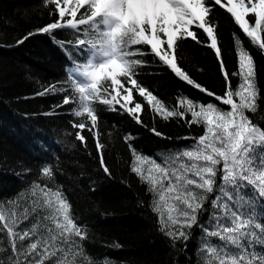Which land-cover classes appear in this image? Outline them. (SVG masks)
I'll return each instance as SVG.
<instances>
[{
	"label": "snow or ice",
	"instance_id": "1",
	"mask_svg": "<svg viewBox=\"0 0 264 264\" xmlns=\"http://www.w3.org/2000/svg\"><path fill=\"white\" fill-rule=\"evenodd\" d=\"M44 3L54 6L49 14L57 18L16 44L47 34L71 66L66 68L68 81L54 83L35 95L63 94L54 107L72 106L70 114L80 118L70 122L77 130L76 140L87 147L85 131L95 138L100 166L108 177L112 170L105 162L101 118L94 101L127 113L144 127H148L142 119L146 105L165 121L175 118L185 120L189 127L203 126L198 137L181 138L193 139L192 145L152 156L133 146L131 134L124 136L132 156L130 171L147 185L148 207L156 216L158 231L173 247L179 245L186 253L192 229H201L196 264H264V117L257 116L264 111V91L257 83V61L235 32L237 68L230 71L226 67L223 24L217 11L223 9L264 54V0ZM57 31H65L67 39H58ZM186 41L214 51L224 81L222 94L200 82L185 65ZM145 54L210 99L198 103L183 97L178 107L165 103L138 72L148 66L142 58ZM234 78H239L235 88ZM54 114L58 113H45ZM149 130L164 136L155 126ZM36 144L49 151L43 140ZM58 172V167L45 163L37 181L28 183L15 197L0 200V241L7 240L6 245L0 242V264H113L87 250V227L73 214L63 186L57 183ZM206 204L212 209L207 227L200 222Z\"/></svg>",
	"mask_w": 264,
	"mask_h": 264
},
{
	"label": "trees",
	"instance_id": "2",
	"mask_svg": "<svg viewBox=\"0 0 264 264\" xmlns=\"http://www.w3.org/2000/svg\"><path fill=\"white\" fill-rule=\"evenodd\" d=\"M53 9L54 6L45 4L44 0H0V200L15 197L28 183L38 180L45 163H52L59 168L57 183L63 186L73 214L87 227L86 248L91 254L99 259H111L113 264H196L203 236L201 229H192L186 253L179 245L173 247L158 231L156 216L148 207L151 195L146 191L147 185L130 171L132 156L124 136L131 134L135 137L131 141L133 146L152 156L192 145L193 139L181 138L198 137L204 132L203 126L189 127L185 120L175 118L165 121L149 111L144 101L142 119L148 125L144 127L127 113L119 109L111 111L94 101L101 118L100 139L105 144V162L112 170V176L108 177L100 166L95 138L85 131L87 147L76 140L77 130L70 122L80 118L70 114L72 106L54 107L61 103L63 94L35 95L54 83L68 81L66 68L71 62L64 51L53 44L47 34H36L23 44H16L27 33L56 19L57 16L49 14ZM217 11L223 24L226 67L230 71L237 68L235 32L257 61V83L264 91V54L250 43V38L223 9ZM54 35L67 39L65 31ZM183 57L195 78L218 94L223 93L224 81L213 50L186 41ZM142 58L148 66L138 69L141 78L157 89L165 103L178 107L183 97L198 103L210 99L175 77L152 55L145 54ZM238 83L239 78H234L233 87ZM49 111L58 114L45 115ZM257 116L264 117V111ZM152 126L164 136H155L149 130ZM38 139L49 147L48 152L39 148ZM24 169L31 171L25 173ZM17 173H21L23 179ZM140 201L144 202L143 207ZM205 208L200 222L207 227L212 209L210 204ZM0 242L6 245V237ZM116 243L121 245L119 249L113 247Z\"/></svg>",
	"mask_w": 264,
	"mask_h": 264
}]
</instances>
